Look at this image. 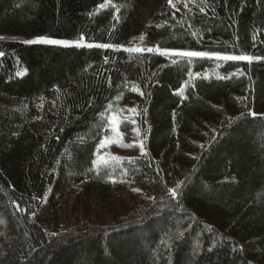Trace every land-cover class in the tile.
Wrapping results in <instances>:
<instances>
[{"label": "trees", "instance_id": "obj_1", "mask_svg": "<svg viewBox=\"0 0 264 264\" xmlns=\"http://www.w3.org/2000/svg\"><path fill=\"white\" fill-rule=\"evenodd\" d=\"M0 51V264H264V0H0Z\"/></svg>", "mask_w": 264, "mask_h": 264}, {"label": "rangeland", "instance_id": "obj_2", "mask_svg": "<svg viewBox=\"0 0 264 264\" xmlns=\"http://www.w3.org/2000/svg\"><path fill=\"white\" fill-rule=\"evenodd\" d=\"M126 47V46H124ZM131 47V46H127ZM157 52L161 55H164L166 57H169L168 52H163L160 50H157ZM121 108H119V111H114L113 116L117 122H119V126L121 130H117L114 127V130L110 132L111 138L110 139H104L100 145L98 146L99 149H101L104 152L110 153V154H124V155H135L139 154L141 152V145L138 147L135 146V142H137V138L135 137V132L132 127L124 123L122 119H126L129 113L123 109L122 112H120ZM112 128V127H111ZM125 134V135H124ZM123 136L125 137L123 139ZM69 211V209H67Z\"/></svg>", "mask_w": 264, "mask_h": 264}, {"label": "snow or ice", "instance_id": "obj_3", "mask_svg": "<svg viewBox=\"0 0 264 264\" xmlns=\"http://www.w3.org/2000/svg\"><path fill=\"white\" fill-rule=\"evenodd\" d=\"M169 4L172 3V0H168ZM203 11V9H201ZM38 42H46L49 44H65L68 43L67 41H61V40H55V39H45L43 37L38 38L37 40H26L24 43L32 44V43H38ZM107 46V45H105ZM129 51L133 49H128ZM135 51H140V49H135ZM148 51H152V49H148ZM184 55H203L202 53H183ZM5 55L4 52L0 51V56ZM230 59H245V60H250L251 57L248 56H239V57H229ZM21 73H18V75ZM255 115V113H253ZM177 192L175 189L172 190V196H176Z\"/></svg>", "mask_w": 264, "mask_h": 264}]
</instances>
